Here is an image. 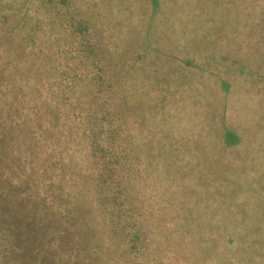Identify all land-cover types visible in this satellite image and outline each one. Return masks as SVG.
Instances as JSON below:
<instances>
[{"label":"trees","instance_id":"1","mask_svg":"<svg viewBox=\"0 0 264 264\" xmlns=\"http://www.w3.org/2000/svg\"><path fill=\"white\" fill-rule=\"evenodd\" d=\"M132 1L0 0V264L235 260L230 229L216 244L189 217L205 157L174 139L194 131L180 118L192 59L148 48L158 0L137 30Z\"/></svg>","mask_w":264,"mask_h":264},{"label":"rangeland","instance_id":"2","mask_svg":"<svg viewBox=\"0 0 264 264\" xmlns=\"http://www.w3.org/2000/svg\"><path fill=\"white\" fill-rule=\"evenodd\" d=\"M128 9L136 15L129 27L137 30L149 13L148 3L134 0ZM155 11V33L149 39L141 34L148 48L157 46L166 56H187L194 65L192 84L180 94L187 99L188 92L190 99L181 125L194 131L174 139L192 143L191 151L198 149L205 157L196 162L206 163L199 183L187 187L189 194L193 191L187 201L189 217L195 220L196 212L200 214L201 234L216 244L231 230L230 238L236 241L232 264H255V253L264 264V0H158ZM154 35L159 39L152 43ZM241 59L248 61L246 67ZM240 69L249 71L251 85L240 80ZM218 79L226 82L225 92L216 86ZM222 82L218 84L223 89ZM220 122L239 138L233 147L220 146ZM232 192L235 198L223 199Z\"/></svg>","mask_w":264,"mask_h":264}]
</instances>
